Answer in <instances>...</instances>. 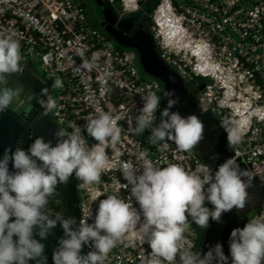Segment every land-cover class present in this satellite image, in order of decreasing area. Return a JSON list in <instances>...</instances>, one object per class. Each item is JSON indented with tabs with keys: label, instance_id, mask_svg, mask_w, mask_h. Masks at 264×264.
I'll list each match as a JSON object with an SVG mask.
<instances>
[{
	"label": "built area",
	"instance_id": "obj_1",
	"mask_svg": "<svg viewBox=\"0 0 264 264\" xmlns=\"http://www.w3.org/2000/svg\"><path fill=\"white\" fill-rule=\"evenodd\" d=\"M144 1L105 0L119 15L137 11L129 6ZM149 17V32L159 58L185 85L198 88L200 113L213 117L214 127L226 140L223 125L243 129L241 141L231 147L230 159H241L251 175L264 180V0H155ZM0 34L19 42L21 68L31 62L36 75L51 88L58 105L51 112L57 129L81 127L91 146L96 141L83 126L97 110L115 117L122 128L119 143L107 150L109 163L99 182L80 188L76 178L78 224L90 212L87 222L92 223L99 201L106 196L130 197L131 186H125L120 167L122 162L135 163L142 152H148L158 166L174 163L188 171L206 165L214 174L224 163L207 164L195 148L181 152L173 141H168L167 151L159 152L148 143L149 130L141 135L131 131L143 107L142 97L151 90L161 98L160 82L145 75L134 49L118 45L92 25L80 2L0 0ZM49 54L46 63L44 57ZM84 61L91 67H83ZM56 78L63 87L52 89ZM131 203L139 211L134 198ZM251 215H264V208ZM200 230L193 223L187 234L194 250ZM138 233V225L131 227L104 264H139V258L151 249Z\"/></svg>",
	"mask_w": 264,
	"mask_h": 264
},
{
	"label": "clouds",
	"instance_id": "obj_2",
	"mask_svg": "<svg viewBox=\"0 0 264 264\" xmlns=\"http://www.w3.org/2000/svg\"><path fill=\"white\" fill-rule=\"evenodd\" d=\"M50 59L51 54L44 57L46 63ZM20 62L19 42L0 34V111L13 104L17 109L31 108V97L22 96L23 87L8 83L13 74L22 73ZM83 67L91 65L84 61ZM62 87V80L56 78L52 89ZM41 95L46 99L37 97V102L44 114L57 108V101L47 88L41 90ZM173 96V92L165 93L168 106L160 110V96L149 90L142 97L143 107L131 131L141 135L149 130L148 143L159 152L167 151L168 141H173L179 151L190 152L202 139L204 125L196 115L182 117L179 112L170 111L177 103ZM69 127L71 131L58 128L55 146L37 137L27 151L17 147L12 152L9 148L0 159V264H29V261L47 264L45 246L34 234L46 239L57 223L63 229V237L53 251V264H104L111 250L136 225L141 239L151 249L139 258V264H229V256L224 254L220 243L201 256L187 234L193 223L204 229L210 218L222 222V213L245 207L246 189L253 176L241 171L236 160H226L213 174L206 165L195 171L174 163L158 166L148 152H142L135 163L122 162L120 167L127 181L125 186H131L130 197L106 196L99 201L93 222H87L92 217L90 212L77 225L74 217L66 218L59 212L52 218L49 202L57 185L66 184L73 174L80 188L99 182L109 163L107 150L119 143L122 128L115 117L97 110L83 126L96 141L89 146L81 127ZM223 127L230 147L241 141L242 128L228 124ZM10 161L13 172H9ZM242 177H247V181ZM132 198L139 204V211L133 207ZM85 245L91 250L82 255ZM229 251L231 264H264V215L251 218L243 228L231 231Z\"/></svg>",
	"mask_w": 264,
	"mask_h": 264
},
{
	"label": "water",
	"instance_id": "obj_3",
	"mask_svg": "<svg viewBox=\"0 0 264 264\" xmlns=\"http://www.w3.org/2000/svg\"><path fill=\"white\" fill-rule=\"evenodd\" d=\"M101 4V0H95ZM103 15L108 24L104 27V32L114 41L123 47L132 48L137 52L138 61L142 71L149 77L159 79L164 87V97L166 92H173V99L177 103L170 109L172 112H179L182 117L196 115L204 125L203 137L195 146L196 152L200 157L210 165L225 162L232 156V149L227 140L214 127V119L208 113H200L197 103L192 94L184 86L179 76L171 70L158 56L155 49L153 38L148 30L142 28L136 23L125 18H114L109 9L103 8ZM8 83L12 87H23L22 96L31 97L27 106L23 109H17L16 105H10L5 111H0V159L3 158L6 149L12 152L17 147L27 151L35 138L43 137L45 142L51 141L55 146L58 142L50 122L42 115L38 114L36 102L37 94L47 88V85L34 72L31 62L23 68L22 73L13 74L8 78ZM204 84L199 86L202 89ZM168 106V98L164 99V108ZM241 171H248V166L241 159L236 160ZM12 162H9V172H13ZM250 173V172H249ZM251 175V174H250ZM253 176V175H251ZM247 181V177H242ZM248 197L243 209L233 208L231 211L222 213L221 221L216 222L209 219L208 227L200 230L199 243L197 249L201 256L205 254L211 246L220 243L223 246V252L229 256V237L231 231L237 227L243 228L248 220L250 213L258 208H264V180L253 176L250 186L246 189ZM14 195V194H13ZM49 210L54 218L55 213H62L66 218L71 216L77 221L79 218L78 196L76 185L68 181L66 184H58L56 194L49 202ZM53 205H57L55 209ZM14 220L15 218H10ZM63 237V229L57 223V226L51 230L46 239L41 240L38 235L34 238L44 244V255L47 257V264H53V251L58 246V239ZM15 239V237H14ZM88 251L85 246L82 247L81 254L86 255ZM29 264H36L35 261H29Z\"/></svg>",
	"mask_w": 264,
	"mask_h": 264
},
{
	"label": "flooded vegetation",
	"instance_id": "obj_4",
	"mask_svg": "<svg viewBox=\"0 0 264 264\" xmlns=\"http://www.w3.org/2000/svg\"><path fill=\"white\" fill-rule=\"evenodd\" d=\"M95 1V0H94ZM105 0H101V2H103L102 3V8L100 9V11L98 12V11H93L90 7H89V5H88V0H84L83 2H85V5L88 7V19H89V21L91 22V24L92 25H94L95 27H97V28H99V29H104V27L108 24V22L105 20V16L103 15V8H107V9H109V11L111 12V14L113 15V17L114 18H116V17H120V18H125V19H127V20H131V21H134V22H136V23H139L141 26H142V28H144L145 30H149V26H148V24H149V21H148V16H149V12H150V10H148V9H146V13H145V18H141V19H136V18H132L130 15H128V14H130V13H125V14H122V15H119V12H117V10L116 9H114L112 6H110V5H108L107 3H105L104 2ZM146 1V0H145ZM144 1V2H145ZM143 3V2H142ZM141 3V4H142ZM146 5H147V3H146ZM144 7H140L139 9H138V11L140 10V9H143ZM147 8V7H146ZM132 13V12H131ZM127 14V15H126ZM159 82H160V85H161V94H162V96H161V104H160V106H161V108H160V110H162V109H164V99H165V97H164V87H163V84H162V82L159 80V79H157ZM184 84V83H183ZM184 86L186 87V89H187V91L190 93V94H192L193 95V97H194V99H195V101H196V95H197V92H198V88H194V87H191V86H188V85H185L184 84ZM47 89L49 90V93L51 94L52 93V95H53V92H52V90H51V88L50 87H48L47 86ZM37 97H39L40 99H46V96H43V95H41V91L37 94V96H36V102H37ZM37 106H38V114H40V115H42L45 119H47L49 122H50V124H51V127L53 128V130H54V133H56L57 132V128H56V126L54 125V123H53V120H52V118H51V116H50V112L49 113H47V114H44L43 112H44V109L41 107V105L37 102ZM159 115H160V111H159V114H158V118H159ZM159 121H157V123H158ZM69 181H71V182H73L75 185H76V177H75V175L73 174V176L72 177H70V179H69ZM54 206V208L55 209H58V206L57 205H53Z\"/></svg>",
	"mask_w": 264,
	"mask_h": 264
},
{
	"label": "rangeland",
	"instance_id": "obj_5",
	"mask_svg": "<svg viewBox=\"0 0 264 264\" xmlns=\"http://www.w3.org/2000/svg\"><path fill=\"white\" fill-rule=\"evenodd\" d=\"M84 1V0H83ZM154 1L155 0H146L145 2H143L142 4H140V5H131V6H129L130 8L129 9H133V8H137V11H133V10H129L127 13H130V14H128V15H130L133 19L134 18H136V19H141V18H145L146 16H145V13H146V7L147 6H149V5H152V3H154ZM105 2V1H104ZM88 5H89V7L93 10V11H100V9L102 8V3L103 2H101V4H98L96 1H94V0H88ZM106 3V2H105ZM146 3H147V5H146ZM118 8H119V6H117ZM140 7H144L143 9H140L139 11H138V9L140 8ZM126 12V11H125ZM132 12V13H131ZM127 15V14H126ZM148 21H149V26L151 25V20H150V17L148 16ZM112 40H114L113 38H112ZM50 95H52V93L50 94ZM52 96H54V95H52ZM50 116H51V118H52V113L50 112ZM252 218V215H251V213H250V215H249V217H248V220L249 219H251ZM248 220H247V222H248ZM246 222V223H247ZM246 223H245V225H246ZM244 225V226H245ZM243 226V227H244Z\"/></svg>",
	"mask_w": 264,
	"mask_h": 264
},
{
	"label": "crops",
	"instance_id": "obj_6",
	"mask_svg": "<svg viewBox=\"0 0 264 264\" xmlns=\"http://www.w3.org/2000/svg\"><path fill=\"white\" fill-rule=\"evenodd\" d=\"M76 1H78V2H80V3L83 2V0H76ZM83 3H84V5H83L82 3H81V4L85 7V9H86V14H87V17H88V7L85 5V2H83ZM138 64H139V63H138ZM139 66H140V65H139ZM145 75H146V74H145ZM146 76H148V75H146ZM148 77H149V76H148ZM151 78H152V77H151Z\"/></svg>",
	"mask_w": 264,
	"mask_h": 264
},
{
	"label": "trees",
	"instance_id": "obj_7",
	"mask_svg": "<svg viewBox=\"0 0 264 264\" xmlns=\"http://www.w3.org/2000/svg\"><path fill=\"white\" fill-rule=\"evenodd\" d=\"M155 2V1H154ZM83 5H84V3L83 2H81ZM153 4L154 3H152V5H149V6H147V9L148 10H151L152 9V7H153ZM148 26H149V24H148ZM99 29V28H98ZM99 30H101V31H103L104 32V30H102V29H99ZM149 31V30H148ZM201 81H202V79H201Z\"/></svg>",
	"mask_w": 264,
	"mask_h": 264
}]
</instances>
